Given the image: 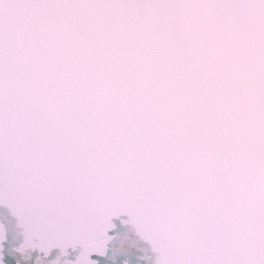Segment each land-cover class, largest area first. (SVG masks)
Returning a JSON list of instances; mask_svg holds the SVG:
<instances>
[{
    "label": "snow or ice",
    "instance_id": "obj_1",
    "mask_svg": "<svg viewBox=\"0 0 264 264\" xmlns=\"http://www.w3.org/2000/svg\"><path fill=\"white\" fill-rule=\"evenodd\" d=\"M0 264H264V0H0Z\"/></svg>",
    "mask_w": 264,
    "mask_h": 264
}]
</instances>
